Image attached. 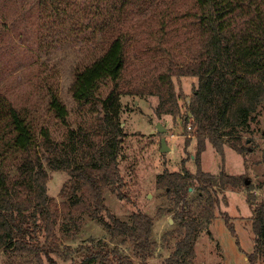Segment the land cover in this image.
<instances>
[{
	"label": "trees",
	"instance_id": "16d2710c",
	"mask_svg": "<svg viewBox=\"0 0 264 264\" xmlns=\"http://www.w3.org/2000/svg\"><path fill=\"white\" fill-rule=\"evenodd\" d=\"M89 1L82 15L101 18L95 26L102 35L89 63L75 69L71 93L90 121L70 127L68 108L51 91L48 109L67 128L56 143L42 128L44 147L39 149L28 111L18 110L0 93V250L31 254L38 264H44L43 258L60 264L57 222L76 229L88 214L113 237L128 242L131 256L118 245L98 243L68 249L82 257L79 262L71 258L70 264H151L152 218L137 210L124 221L110 211L103 195L108 186L120 200L128 198L119 167L125 136L120 98L147 95L157 97L158 117L177 116L184 106L196 140L195 172L164 170L156 179L171 197L178 222L173 250L161 264H193L198 235L217 216L219 193L228 189L247 192L253 250L246 259L264 264V197L256 198L245 173L222 169L213 174L200 166L207 142L222 159L225 142L237 153L248 150L240 130L250 126L252 114L264 103V0ZM56 4V16L79 10L65 0ZM79 19L75 16L73 24ZM182 77L197 79L184 105L175 88ZM46 167L67 173L60 192L67 200L59 205L47 194ZM258 186L264 190V179ZM201 200L196 216L193 205ZM222 218L236 236L230 217L223 213Z\"/></svg>",
	"mask_w": 264,
	"mask_h": 264
},
{
	"label": "rangeland",
	"instance_id": "374dc122",
	"mask_svg": "<svg viewBox=\"0 0 264 264\" xmlns=\"http://www.w3.org/2000/svg\"><path fill=\"white\" fill-rule=\"evenodd\" d=\"M57 1L0 0V93L18 110L28 111L39 149L44 147L42 128L47 129L49 139L55 143L63 140L67 128L48 109L51 91L68 108L67 123L70 127L74 129L78 123L90 121V114L77 108L71 88L75 69L89 63L95 55L92 49L102 35L101 29L95 26L101 18L82 15L81 8L89 4V0H65L71 6L77 5L79 10L76 14L60 12L56 16L54 4L57 6ZM75 16H80L77 25L73 24ZM127 46L129 53L133 54L135 48L132 43ZM196 83V77H182L175 83L176 90L181 94L180 105L187 103ZM157 104L155 96L121 95L119 120L125 136L119 167L125 182L123 190L128 198L120 200L108 186L103 189L106 206L118 218L128 221L132 212L137 210L152 218L151 264H161L173 250L178 223L173 218V201L164 189L157 187L156 179L164 170L195 172L197 169L193 160L196 140L191 129L184 127V120L188 119L183 116L185 107L182 106L177 116L162 114L158 117L155 112ZM252 116L254 119L250 121V126L240 130V138L248 150L237 153L225 142L222 159L207 142L200 166L203 171L213 174L222 169L228 174L245 173L253 185L252 192L260 199L264 197V190L258 186L264 179V103ZM158 122L166 128L164 133L157 131ZM161 137L170 147L167 152L160 151ZM46 169L49 177L47 194L59 205L67 200L60 194L67 173L61 169ZM192 190L190 198L194 197ZM246 193L244 190L229 189L219 193L217 216L200 231L194 244L193 264H249L246 255L253 250L252 210ZM202 202L197 201L193 205L196 216ZM223 213L230 217L236 236L222 218ZM55 241L63 253L55 255L60 264H70L71 258L79 262L81 254L71 251L79 246L98 243L109 247L118 245L131 256L128 242L113 237L88 214L82 216L76 229L59 219ZM43 262L47 264L44 258ZM0 264L38 263L31 254L19 255L0 250Z\"/></svg>",
	"mask_w": 264,
	"mask_h": 264
},
{
	"label": "water",
	"instance_id": "95a60500",
	"mask_svg": "<svg viewBox=\"0 0 264 264\" xmlns=\"http://www.w3.org/2000/svg\"><path fill=\"white\" fill-rule=\"evenodd\" d=\"M156 129L160 133H164L166 131V128L161 125V123L156 124ZM170 150V147L167 145L166 140L164 137H161L160 139V151L161 152H167ZM191 190V188H190Z\"/></svg>",
	"mask_w": 264,
	"mask_h": 264
},
{
	"label": "built area",
	"instance_id": "2783aa9c",
	"mask_svg": "<svg viewBox=\"0 0 264 264\" xmlns=\"http://www.w3.org/2000/svg\"><path fill=\"white\" fill-rule=\"evenodd\" d=\"M187 128L191 129V119L190 118L188 119V122H187ZM171 136L173 137L174 135L171 134Z\"/></svg>",
	"mask_w": 264,
	"mask_h": 264
}]
</instances>
